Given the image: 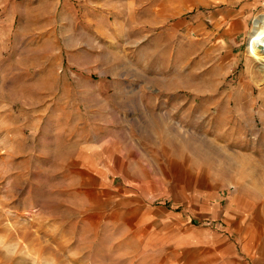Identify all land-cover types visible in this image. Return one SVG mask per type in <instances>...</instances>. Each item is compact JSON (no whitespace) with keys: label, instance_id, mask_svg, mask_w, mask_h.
Returning a JSON list of instances; mask_svg holds the SVG:
<instances>
[{"label":"rangeland","instance_id":"374dc122","mask_svg":"<svg viewBox=\"0 0 264 264\" xmlns=\"http://www.w3.org/2000/svg\"><path fill=\"white\" fill-rule=\"evenodd\" d=\"M235 2L238 54L169 27L206 0L157 27L131 0H0V264H264V0Z\"/></svg>","mask_w":264,"mask_h":264},{"label":"crops","instance_id":"0c3cea01","mask_svg":"<svg viewBox=\"0 0 264 264\" xmlns=\"http://www.w3.org/2000/svg\"><path fill=\"white\" fill-rule=\"evenodd\" d=\"M130 1V0H129ZM133 5L139 10L143 8H151L154 17L151 19H143L142 26L149 25L151 27L162 26L163 16L170 17L172 14H180L187 10V2L191 0H181L182 4L177 2L172 6L169 1L172 0H131ZM136 1L138 4H136ZM207 8L200 12H195L190 18L178 17L173 21H169L168 25L171 28H183L192 32L200 33V36L215 42L216 44H224L231 53H239L240 47L245 36V32L249 25V15L253 8V2L238 7L235 0H206ZM193 4V2H192ZM163 6V8H162ZM164 9V10H163ZM264 16V12L257 13L251 27ZM254 23V25H253ZM250 28V31L252 30Z\"/></svg>","mask_w":264,"mask_h":264},{"label":"bare ground","instance_id":"6f19581e","mask_svg":"<svg viewBox=\"0 0 264 264\" xmlns=\"http://www.w3.org/2000/svg\"><path fill=\"white\" fill-rule=\"evenodd\" d=\"M249 47L264 59V23L258 24L251 32Z\"/></svg>","mask_w":264,"mask_h":264}]
</instances>
